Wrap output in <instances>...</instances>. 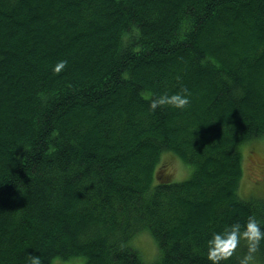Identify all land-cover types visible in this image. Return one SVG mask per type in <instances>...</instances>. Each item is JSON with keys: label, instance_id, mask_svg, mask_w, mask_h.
I'll use <instances>...</instances> for the list:
<instances>
[{"label": "trees", "instance_id": "16d2710c", "mask_svg": "<svg viewBox=\"0 0 264 264\" xmlns=\"http://www.w3.org/2000/svg\"><path fill=\"white\" fill-rule=\"evenodd\" d=\"M262 140L264 0H0V264H211L213 231L264 218L240 192Z\"/></svg>", "mask_w": 264, "mask_h": 264}, {"label": "clouds", "instance_id": "9594fccd", "mask_svg": "<svg viewBox=\"0 0 264 264\" xmlns=\"http://www.w3.org/2000/svg\"><path fill=\"white\" fill-rule=\"evenodd\" d=\"M67 63L66 59L57 61L53 66V72H62ZM188 93L189 90L184 88L182 91L154 94L150 107L153 111L164 106L183 109L191 103V96ZM169 157L172 158V163L168 167V172L174 180H181L192 171L180 156L166 152L164 160H168ZM130 243L141 249L148 261H151L160 251L157 240L147 228L137 234ZM206 247L207 259L211 264H222L234 256L238 264H264V218L252 213L244 223L234 220L223 230L213 231L206 240ZM242 248L246 250L241 253ZM28 256L27 264H45V257L38 249L37 252L29 253ZM50 264H63V262L59 256H56Z\"/></svg>", "mask_w": 264, "mask_h": 264}, {"label": "rangeland", "instance_id": "374dc122", "mask_svg": "<svg viewBox=\"0 0 264 264\" xmlns=\"http://www.w3.org/2000/svg\"><path fill=\"white\" fill-rule=\"evenodd\" d=\"M253 150L255 151V154H251L249 151L246 152V160H245V165H244V177L241 181V186H240L241 195L245 197H248L251 192H262L263 191L262 194H264V168H261V166H264V140L259 141V142H254ZM242 154H243V151H242ZM243 162H244V154H243ZM162 163L163 165L164 164L167 165V167L164 168L163 170L164 173L168 172V167L172 163V158L169 157L168 160H164V157H163ZM189 177H190V173L188 174L186 178H183L181 180L172 179V181H183V180L188 179ZM256 196H261V195H256ZM156 257H154L152 260H154ZM63 264H83V261L81 259H78V260L63 262Z\"/></svg>", "mask_w": 264, "mask_h": 264}]
</instances>
